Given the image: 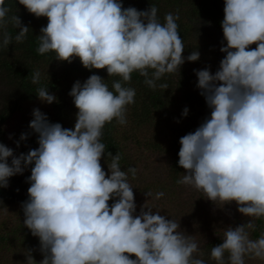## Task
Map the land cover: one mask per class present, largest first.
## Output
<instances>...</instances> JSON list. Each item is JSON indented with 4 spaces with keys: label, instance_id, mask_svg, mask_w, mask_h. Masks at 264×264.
Masks as SVG:
<instances>
[{
    "label": "clouds",
    "instance_id": "9594fccd",
    "mask_svg": "<svg viewBox=\"0 0 264 264\" xmlns=\"http://www.w3.org/2000/svg\"><path fill=\"white\" fill-rule=\"evenodd\" d=\"M18 3L47 19L37 37V52H54L57 61L78 58L84 68L106 69L109 77L119 76L123 82L138 71L146 85L164 89L166 83L156 82L166 73L179 72L185 63L179 16L167 13L161 23L154 5L139 11L124 8L121 0ZM8 13L5 0H0L2 48L12 40L6 31ZM223 13L226 45L220 48L225 55L218 70H194L210 116L180 138L178 165L185 173L177 182L202 191L215 204L235 202L244 217L264 218V0H224ZM9 19L19 29L14 39L22 41L29 28L16 15ZM252 44L254 49L249 48ZM199 55L194 50L186 59L195 62ZM39 79L40 73H34L32 83ZM121 80L113 81L111 90L96 74L74 82L69 96L77 112L71 129L50 123L46 114L33 109L29 128L38 134V147L14 156L0 143V188L31 166L28 198L21 207L23 226L39 240V264H205L194 256L198 245L193 236L180 230L174 219L145 205L135 214L128 182V175L136 174L134 167L121 170L119 154L110 152L107 177L101 167L102 129L113 119L125 124L126 106L136 95ZM36 96L47 104L56 102L48 88H38ZM187 114L185 107L182 116ZM25 139L21 134L20 140ZM163 196L156 192L154 199ZM253 228L252 219L225 228L222 243L211 248V258L218 264H224L225 253L229 264H245L248 255L264 259V233L251 239ZM28 254L26 259L33 260Z\"/></svg>",
    "mask_w": 264,
    "mask_h": 264
},
{
    "label": "trees",
    "instance_id": "16d2710c",
    "mask_svg": "<svg viewBox=\"0 0 264 264\" xmlns=\"http://www.w3.org/2000/svg\"><path fill=\"white\" fill-rule=\"evenodd\" d=\"M121 3L124 8L134 7L139 11H145L154 5L161 23L167 13L179 16L176 23L185 48L182 52L185 63L180 66L179 72L166 73L156 82L157 85L166 83L167 89L159 86L149 87L138 71L131 73L130 81L123 82L119 76L109 77L106 69L84 68L78 58H73L69 63L55 60L54 52L39 54L37 37L40 35V29L46 26L47 19L35 17L20 5L18 0H5V6L9 8L6 31L12 40L7 48L0 47V75L15 87V98L0 102V143L11 148L14 156L27 154L29 150L38 147V134L29 128L33 109H39L46 114L50 123H60L63 128L71 129L74 127L77 112L69 96L74 82L83 83L90 75L96 74L105 80L111 90L112 82L121 80L123 86L134 88L136 95L134 103L126 106L127 122L119 124L113 119L102 129L101 142L105 145V155L100 163L106 177L109 174L107 164L111 163V157H107L106 153L110 152L113 156L119 154L121 170L128 167L136 169L134 177L128 175V182L133 187L134 200L137 203L157 200L154 199L155 193L163 192L168 195V202H163L164 207L172 211L164 216L175 218L180 226L184 227L180 230L185 232L184 222L187 220L196 226L210 224L208 228H196L201 232L191 233L198 245V252L194 253V256L203 250H211L217 243H222L225 228L245 224L249 219L254 223V228L249 230L250 238L257 239L264 233V218L244 217L237 212L235 202L215 204L206 199L202 191L196 189H192L190 195L185 197L182 195L183 189L189 186L177 182L185 173L178 165L179 140L194 131L210 116V109L197 88L194 70L208 68L210 73L214 74L225 55L220 51V48L226 45L221 28L224 0H121ZM13 15L20 19L22 26L29 28L24 39L19 42L14 39L19 29L14 27L9 19ZM255 47L256 44L249 46L251 49ZM194 50L199 52V60L187 61L186 57ZM46 64L47 69L43 66ZM36 72L40 73V79L38 84H33L32 77ZM40 87L48 88V91L55 95L56 102H41L36 96ZM185 107L188 108V114L182 116ZM21 134L26 135L25 140H20ZM129 144L138 146V150L144 146V150L163 156L164 164L155 169L144 159L136 166L127 153ZM8 162L11 163V158ZM30 172L31 166L26 168L23 174L9 178L6 188H0V209L18 208V213L23 214L21 205L28 198L27 189L30 185L27 177ZM149 192L153 196L148 197L146 193ZM108 203L111 206L113 201L110 199ZM141 207H138L139 211ZM145 207L151 208L149 205ZM181 214L184 220L174 217ZM5 222L0 224V245L5 250L7 259H10L8 249L11 248L15 250L12 256L15 257L4 264H39L43 255L38 238H32L30 230L24 227L23 223L9 231L8 227L12 222ZM18 233H22V241L9 238ZM12 241L15 242L14 245ZM29 251L33 260L26 259ZM130 258L135 259L134 256ZM244 261L248 264H264V259L251 255L245 256Z\"/></svg>",
    "mask_w": 264,
    "mask_h": 264
},
{
    "label": "rangeland",
    "instance_id": "374dc122",
    "mask_svg": "<svg viewBox=\"0 0 264 264\" xmlns=\"http://www.w3.org/2000/svg\"><path fill=\"white\" fill-rule=\"evenodd\" d=\"M43 66H45L44 68L47 69L48 64L43 65ZM14 92H15V90H14L13 85L10 84V82H8V80L4 79L3 76L0 75V102H3L4 100L8 101L12 98H15L13 95ZM140 141L142 143V139ZM127 147H128L127 153L131 156L132 161L136 163V166L140 165V163L145 159L144 161H147V163L152 165L153 168L158 169L159 166L163 165L165 162L163 156H157L154 154L153 151L144 150V146L141 147V150H138L139 147L134 146L133 144H129ZM143 167H145V166H143ZM186 186H189V185H186ZM192 189H194V188L191 186L184 188L182 195L185 197L189 196ZM167 197H168V195L164 194V196L161 197L160 199L150 200L144 204L137 203L134 200L135 205H136V214L140 213V211L138 210V207L143 206V205H145V206L149 205L151 208H156L157 210H154L153 212L159 211L161 215H164L165 213L170 214L172 211H169L170 209L164 207V203L168 202L166 199ZM145 211H147V209H145ZM174 217L181 218L184 220V218L182 217V214L180 216L175 215ZM167 218L171 219L170 216ZM172 219H174L177 222V220L175 218H172ZM23 220H24V215L18 213V208L7 207L5 209L4 208L0 209V224L6 223L5 221L12 222L11 225H9V227H8L9 231H10V229L12 230V228L16 227V225L22 224ZM246 222H248V221H246ZM184 225L186 226L185 233L187 235H193L191 233H193L195 231H199L198 229H196L197 227L208 228L210 226V224H209V226H208V224H206L205 226H203V224H201V225L197 224V226H196L195 223H191V221H188V220L184 222ZM182 228H184V227L180 226V229H182ZM199 232H201V231H199ZM9 238L13 241L19 240L18 242H20V241H22V233L11 235ZM32 238H37V237L32 236ZM13 241H12V243L14 245L15 242H13ZM217 245H218V243L215 244L214 246H217ZM0 249L2 250V251H0V256H1L0 264H4V263H6V261H8L10 259L13 260V258L15 257V256L12 257L13 253L15 251L13 248L8 249V254H9L10 259H7L6 255H5V250H3L1 245H0ZM210 253H211V250H209V251L203 250L196 257L203 259L205 261V264H218V262L216 260L211 258ZM225 256L226 257H224V264H229L228 253H225ZM15 262H17V259ZM19 264H24V263L19 262ZM245 264H248V263H245Z\"/></svg>",
    "mask_w": 264,
    "mask_h": 264
}]
</instances>
